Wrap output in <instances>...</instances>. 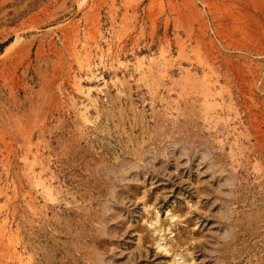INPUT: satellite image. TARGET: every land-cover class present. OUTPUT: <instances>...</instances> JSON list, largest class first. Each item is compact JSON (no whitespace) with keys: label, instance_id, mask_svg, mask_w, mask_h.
<instances>
[{"label":"rangeland","instance_id":"rangeland-1","mask_svg":"<svg viewBox=\"0 0 264 264\" xmlns=\"http://www.w3.org/2000/svg\"><path fill=\"white\" fill-rule=\"evenodd\" d=\"M0 264H264V0H0Z\"/></svg>","mask_w":264,"mask_h":264},{"label":"bare ground","instance_id":"bare-ground-1","mask_svg":"<svg viewBox=\"0 0 264 264\" xmlns=\"http://www.w3.org/2000/svg\"><path fill=\"white\" fill-rule=\"evenodd\" d=\"M20 40H21V39H20V37H19V36H17V38H16L15 42H14V43H13L11 46L15 45V44H16V43H18Z\"/></svg>","mask_w":264,"mask_h":264}]
</instances>
